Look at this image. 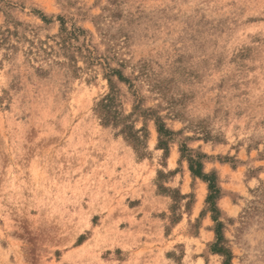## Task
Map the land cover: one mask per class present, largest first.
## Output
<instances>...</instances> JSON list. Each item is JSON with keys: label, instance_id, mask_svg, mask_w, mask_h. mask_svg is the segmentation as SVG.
Wrapping results in <instances>:
<instances>
[{"label": "rangeland", "instance_id": "rangeland-1", "mask_svg": "<svg viewBox=\"0 0 264 264\" xmlns=\"http://www.w3.org/2000/svg\"><path fill=\"white\" fill-rule=\"evenodd\" d=\"M226 262L264 264V0H0V264Z\"/></svg>", "mask_w": 264, "mask_h": 264}, {"label": "trees", "instance_id": "trees-1", "mask_svg": "<svg viewBox=\"0 0 264 264\" xmlns=\"http://www.w3.org/2000/svg\"><path fill=\"white\" fill-rule=\"evenodd\" d=\"M191 170H192V172H193L195 175H196V174L199 175V176H202V175H203V174H201V173L198 174L199 172L196 171V170H194V166L191 167ZM196 172H197V173H196ZM211 186H212V185H211ZM225 264H228V263L226 262Z\"/></svg>", "mask_w": 264, "mask_h": 264}]
</instances>
